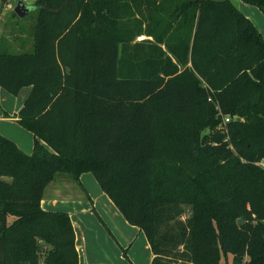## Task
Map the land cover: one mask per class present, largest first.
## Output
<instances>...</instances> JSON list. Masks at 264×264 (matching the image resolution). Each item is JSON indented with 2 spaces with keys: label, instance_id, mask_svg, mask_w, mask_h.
<instances>
[{
  "label": "trees",
  "instance_id": "trees-1",
  "mask_svg": "<svg viewBox=\"0 0 264 264\" xmlns=\"http://www.w3.org/2000/svg\"><path fill=\"white\" fill-rule=\"evenodd\" d=\"M33 3L31 50L0 48V87H29L15 121L32 134L24 152L0 133V264H77L67 213L39 202L54 173L82 171L142 232L150 264H264L252 21L230 0Z\"/></svg>",
  "mask_w": 264,
  "mask_h": 264
},
{
  "label": "crops",
  "instance_id": "crops-1",
  "mask_svg": "<svg viewBox=\"0 0 264 264\" xmlns=\"http://www.w3.org/2000/svg\"><path fill=\"white\" fill-rule=\"evenodd\" d=\"M230 2L252 21L264 39L256 22L264 27L260 9L242 0ZM28 88L21 87L14 94L12 106L6 107L3 104L11 97L0 91V131L24 152L31 150L32 135L15 121V113ZM39 205L43 210L67 213L74 232L77 264H150L152 255L144 235L123 219L90 171L80 172L77 180L64 172L54 173L43 188Z\"/></svg>",
  "mask_w": 264,
  "mask_h": 264
},
{
  "label": "rangeland",
  "instance_id": "rangeland-1",
  "mask_svg": "<svg viewBox=\"0 0 264 264\" xmlns=\"http://www.w3.org/2000/svg\"><path fill=\"white\" fill-rule=\"evenodd\" d=\"M15 1L16 0H0V48H4V49H7L13 52L24 51V50L28 51V50H31V42H32L31 26L33 24L34 17H35V10L34 8H32L34 5L33 3L34 0H22L24 7L27 8V11H23L21 16H18L13 12ZM259 11L261 13L262 19L264 20V13L261 10ZM256 22H258V25L260 26V28H262V32L264 35V27H262L259 21H256ZM138 35H145V34L144 33L134 34L132 37V40H136L135 37ZM142 39H146V38H142ZM0 91H3L6 95H8V97H11L10 101L8 100L7 103L4 102L3 106L6 107L7 106L6 104H9L10 106H12V103L15 101L13 99L14 95L8 93L1 87H0ZM2 98L3 97L0 95L1 103H3ZM0 133L2 132L0 131ZM2 134L5 135L4 133ZM260 165H263V162L262 164L260 163ZM188 213H189V207L185 206L184 214L181 216V218H184L185 216H187Z\"/></svg>",
  "mask_w": 264,
  "mask_h": 264
},
{
  "label": "water",
  "instance_id": "water-1",
  "mask_svg": "<svg viewBox=\"0 0 264 264\" xmlns=\"http://www.w3.org/2000/svg\"><path fill=\"white\" fill-rule=\"evenodd\" d=\"M20 10H22V11H20ZM13 11L16 15L21 16L23 11H27V8L24 7L22 0H16L14 3ZM241 223H242V219L237 218L236 224H241ZM22 264H24V263H22Z\"/></svg>",
  "mask_w": 264,
  "mask_h": 264
},
{
  "label": "built area",
  "instance_id": "built-area-1",
  "mask_svg": "<svg viewBox=\"0 0 264 264\" xmlns=\"http://www.w3.org/2000/svg\"><path fill=\"white\" fill-rule=\"evenodd\" d=\"M150 38L149 36H147V35H138V36H136L135 38H136V40H141L142 38ZM208 99H209V97H207ZM231 118V115H229V114H227V113H225V114H222L221 115V123H225L226 121H228L229 119ZM262 160L261 161H259V164L261 163L262 164Z\"/></svg>",
  "mask_w": 264,
  "mask_h": 264
}]
</instances>
